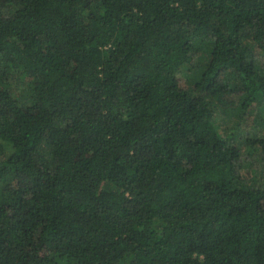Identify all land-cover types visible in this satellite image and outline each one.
Here are the masks:
<instances>
[{
    "label": "trees",
    "instance_id": "16d2710c",
    "mask_svg": "<svg viewBox=\"0 0 264 264\" xmlns=\"http://www.w3.org/2000/svg\"><path fill=\"white\" fill-rule=\"evenodd\" d=\"M257 163L264 0H0V264H264Z\"/></svg>",
    "mask_w": 264,
    "mask_h": 264
},
{
    "label": "rangeland",
    "instance_id": "374dc122",
    "mask_svg": "<svg viewBox=\"0 0 264 264\" xmlns=\"http://www.w3.org/2000/svg\"><path fill=\"white\" fill-rule=\"evenodd\" d=\"M219 122L221 123V121H220V119H219ZM226 125L227 126H231V124L229 125V124H227V123H224V125L220 128L221 130H223L224 129V127H226ZM254 168L257 170V171H259V172H261V171H264V165H262V164H254ZM258 179L260 180V177H258Z\"/></svg>",
    "mask_w": 264,
    "mask_h": 264
}]
</instances>
